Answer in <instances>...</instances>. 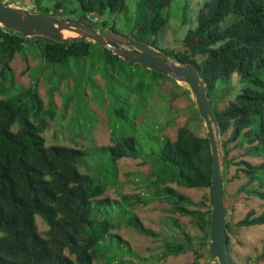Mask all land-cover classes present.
<instances>
[{"label": "trees", "instance_id": "obj_1", "mask_svg": "<svg viewBox=\"0 0 264 264\" xmlns=\"http://www.w3.org/2000/svg\"><path fill=\"white\" fill-rule=\"evenodd\" d=\"M1 1L9 4L13 0ZM36 1L35 7L39 9L33 11L58 15L56 12L61 10L73 15L72 19L101 29L108 27L103 19L106 12L119 13L125 6V0H48L47 6ZM171 2L135 0L130 34L123 37L150 45L176 62H191L198 67L220 129L223 166L226 169L235 165L232 178L242 176L245 179L237 188L238 192L264 201V0H204L195 16V25L181 38V46L160 48L157 36L168 21L163 11ZM187 17L184 12L180 24L189 22ZM111 25L108 28L115 32ZM35 38L39 40L37 47L45 62L64 64L70 57L98 58L94 63L101 64V72L94 71V75L99 73L105 81L104 87L108 86L110 92H114L115 82L125 77L129 98L135 94L151 97L157 94L165 99L161 86L164 81H170L174 85L171 98L181 93L191 101L185 85L139 64L124 61L105 47L89 41L59 43L38 37L31 39ZM29 39L0 26V94L10 88L3 82L6 80L4 74L11 71V59L23 50ZM233 74L238 76L237 85L232 84ZM228 87L231 91L223 95L218 93ZM234 90H237L234 97L219 107V102ZM26 92L32 100L31 107L12 97H0V264H95L99 258L103 260L102 264H119L117 259L121 256L123 261L128 254L139 258L130 248L119 257L110 255L107 246L113 240L129 247L111 229L123 224L140 234L158 237V233L144 226L133 207L161 196L171 203V212L191 217L200 233L199 245L201 248L206 246L213 261L208 241L210 205L193 201L167 185L176 182L188 188H208L209 196L205 199L211 202V155L206 136L195 134L185 125L177 128L173 139L158 135L162 131L160 128L151 137L147 133L154 142L148 141L151 143L150 154L145 153L142 158L145 162L151 161L144 185L153 188V199L124 193L120 199H113L104 194L108 188L119 184L117 159L138 158L146 147L131 135H122L112 145L100 146V150L109 153L116 168L112 184L106 179L100 182L89 174V152L75 145L45 143L42 133L48 127V121L39 116L43 101L36 85L27 88ZM127 110L126 106L119 105L113 108V113L122 123H133L131 117L137 120V113L129 117ZM50 115V118L54 117L53 113ZM14 125L15 130L12 129ZM157 141L159 146H155ZM230 143L240 148L242 157H260L261 161L227 158ZM82 157L85 159L80 161ZM81 167L86 168L85 171ZM36 215L47 225L44 233L38 230ZM173 221L178 224L176 219ZM263 223L264 212L254 215L249 211L235 223L225 220V230L228 234L233 225ZM180 232L181 241H164L162 249L155 254V264L168 255L189 250L193 259L188 264H200L202 251L191 248L193 235L183 229ZM227 241L229 248V235ZM260 256H264V252Z\"/></svg>", "mask_w": 264, "mask_h": 264}, {"label": "rangeland", "instance_id": "obj_2", "mask_svg": "<svg viewBox=\"0 0 264 264\" xmlns=\"http://www.w3.org/2000/svg\"><path fill=\"white\" fill-rule=\"evenodd\" d=\"M134 1L125 0V6L119 13L106 12L103 15V19L107 21L106 26L110 27L113 24L111 26L116 32H112L108 27L103 29L107 38L113 43L124 44L125 40L131 39L123 36L130 34ZM203 2L204 0H172L169 7L163 11L168 17V21L157 36L160 48H177L181 46L180 40L185 31L195 25V16ZM39 3L43 6L49 5L48 0H39ZM36 4V0H13L9 3L13 7L30 10L39 9L35 7ZM185 6L186 8H183ZM184 12L188 16L189 22L180 24ZM56 14L63 18H72L73 16L61 10H58ZM38 42V39L30 38L27 44H24L23 50L17 52L11 59V71L4 74L6 80L3 82L10 88L4 90L0 97H12L25 102L27 106L31 107L32 100L26 89H32L36 85L44 106L39 116L48 121V127L42 133L45 137V143L48 145H75L89 152L90 162L87 164V168L90 170L89 174L100 182L107 180L108 184H112L116 176V168L109 157V153L100 150V146L112 145L122 135L134 136L146 149L138 158L122 157L117 159L119 184L108 188L104 196L120 199L121 193H124L144 195L153 199V188L144 185L148 180L145 174L150 170L151 161L145 162L142 160L145 153L150 154V144L153 140L151 141L148 138V134H151V137L152 134H155L153 132L156 131L157 133L158 128H160L162 131L158 132V135H166L173 139L177 128L185 125L195 134L206 136L204 123L196 110H194L193 115L191 114L192 110L195 109L192 99L191 101L188 100L181 93L171 98L170 91H172L174 85L170 81H164L161 86V94L165 95V99L157 97V94L153 97L144 94L135 96V94L129 98L130 90L126 85L125 77L120 78L119 82H115L114 92H110L108 86L107 88L104 87L105 81L101 79L99 73L94 75V71L101 72V64L94 63L98 58L91 56L85 58L70 57L64 64L61 62H45L37 47ZM237 79L238 76L233 74L232 84L237 85ZM98 86L101 90L98 89ZM228 90L229 87L220 89L218 93L223 95ZM236 91L231 92L224 101H220L219 107H223L228 99L233 98ZM49 101L53 103L50 105ZM119 105L126 106V109H128L126 114L129 117L137 113V120H133L131 117L133 123H122L113 113V108H118ZM45 109H48V111L45 112ZM145 111L146 115H143ZM52 113L54 117L50 118L49 116ZM31 119L35 120L34 117H31ZM12 129L15 130L16 125ZM155 143V146H159L158 141ZM228 148L227 158H246L254 162L261 161L260 157H242L240 148L234 143H230ZM82 159L83 157L80 161ZM85 169L81 167L82 171H85ZM235 169V165L231 164L226 169L224 167L222 173L223 203L226 208L225 220L232 223L243 218L249 211H253L254 215H258L261 210H264L263 200L237 191V188L245 179L241 178L242 176L232 178ZM167 185L187 195L193 201H204L205 205H210V201L207 199L209 196L208 188H188L176 182H168ZM122 207L124 206L122 205ZM170 207L169 200L162 196L147 203L135 204L133 211L145 227L158 233V237L154 238L140 234L133 228L122 224L117 229H111V232L119 234L129 244V247L127 244L120 245L117 240H113L107 246L111 251L110 255L113 254L114 257H119L130 248L139 258H136L133 254H128L124 257L126 261L130 260L127 263L121 260L123 258L121 256V259H117L119 264H155V254L159 248L162 249L164 241H181L180 230L183 229L194 237L191 248H199L202 251L199 263L213 264L214 262L209 258L206 246L201 248L199 245L200 233L193 224L191 217L180 215L177 212L173 213L170 211ZM35 217L38 230L44 233L47 225L40 216L36 215ZM173 219L177 220V225L174 224ZM262 229V224L246 227L231 226L228 235L230 237L229 247L233 264H264V256H260L264 252V230L262 231ZM192 259L193 253L189 250L185 253L161 258L157 264H188ZM102 263L103 260L100 258L95 261V264Z\"/></svg>", "mask_w": 264, "mask_h": 264}, {"label": "water", "instance_id": "obj_3", "mask_svg": "<svg viewBox=\"0 0 264 264\" xmlns=\"http://www.w3.org/2000/svg\"><path fill=\"white\" fill-rule=\"evenodd\" d=\"M0 26L24 38H44L59 43L89 41L105 47L112 54L132 64L156 71L178 84L185 85L194 107L206 129L210 149V223L209 249L215 264H233L225 230L226 208L223 203V153L220 129L211 100L198 67L179 63L141 41L127 39L124 44L110 41L104 30L82 21L51 13L18 8L0 0Z\"/></svg>", "mask_w": 264, "mask_h": 264}, {"label": "crops", "instance_id": "obj_4", "mask_svg": "<svg viewBox=\"0 0 264 264\" xmlns=\"http://www.w3.org/2000/svg\"><path fill=\"white\" fill-rule=\"evenodd\" d=\"M251 197V196H250ZM260 212H264V210H261ZM262 226H263V229H262V231L264 230V223L262 224ZM243 227H246V226H243ZM230 248V247H229ZM230 256H231V250H230ZM231 259H232V257H231ZM233 261V260H232Z\"/></svg>", "mask_w": 264, "mask_h": 264}, {"label": "clouds", "instance_id": "obj_5", "mask_svg": "<svg viewBox=\"0 0 264 264\" xmlns=\"http://www.w3.org/2000/svg\"><path fill=\"white\" fill-rule=\"evenodd\" d=\"M225 217H226V215H225ZM227 233V232H226ZM227 236H228V234H227ZM230 253V252H229ZM231 257V256H230ZM232 260V259H231Z\"/></svg>", "mask_w": 264, "mask_h": 264}]
</instances>
